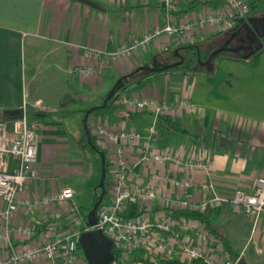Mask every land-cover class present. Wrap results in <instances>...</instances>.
Here are the masks:
<instances>
[{"label":"crops","instance_id":"0c3cea01","mask_svg":"<svg viewBox=\"0 0 264 264\" xmlns=\"http://www.w3.org/2000/svg\"><path fill=\"white\" fill-rule=\"evenodd\" d=\"M88 1L102 10L77 0H0V109H24L25 116L28 113L31 116L30 120L26 117L27 121L37 123L41 134L35 167L37 178L28 184L19 200L38 199L67 186L75 201L74 184L83 181L85 175L89 179L95 176L93 170L92 174L86 171L89 166L85 162L87 149L82 123L85 110H67L63 102L75 101L79 95L88 110L100 107L121 77L138 68L160 69L176 63L179 60L174 51L179 47H182L178 49L179 54L184 57L191 50L184 48L198 47L205 60L208 53L224 48L223 40L228 38L225 34L237 27V21L231 28H225L222 23L202 28L192 25L208 13L225 12L226 21H230L231 15L223 0H172L169 6L157 0ZM246 1L257 4V0ZM263 15L264 12H258L252 17L260 21ZM168 21L176 27L188 25L189 41L179 42L176 36L162 34L151 40L148 49H137L128 58L111 61L106 55L133 41H141ZM85 48L95 49L101 55L87 58ZM228 56L240 60V56L222 53L214 60L212 70L197 63V69L188 64L152 77H147L150 73L145 71L134 74L117 100L107 103L108 111L89 115L91 137L94 138L92 127L99 121H107L110 127L125 123L127 128L147 133L152 120L150 113H127L119 104L122 97L156 99L169 105L188 99L192 108L176 110V116L168 118L171 126L158 127L154 145L160 151L169 148L184 160L192 157L208 161V170L188 172L174 163L150 168L138 166L134 181L145 187L153 171L167 177L169 182L162 189L170 196L177 193L171 180L186 178L197 186L211 183L223 196H230L235 189L250 192L253 179L264 178V78L219 79L215 62ZM86 68H92L93 73L78 72ZM40 76L44 80L40 81ZM137 156L132 155L130 160L134 161ZM105 158L109 171L107 154ZM98 191L94 189V194ZM203 193L196 188L188 190L190 198L196 201L210 199L209 194ZM107 199L105 195L104 202ZM150 206L151 220L165 209L159 202ZM4 208L0 200V213ZM16 209L9 221L0 220V237L7 233L10 244L21 248L25 241L16 228L28 219L18 203ZM135 212L137 209H132L129 215ZM205 216L213 234L224 242L232 257H243L247 264H264V214L256 225L243 211L229 205L210 209ZM9 254L10 249L0 238V261ZM78 257L84 260L80 253ZM28 264L45 262L38 259ZM163 264L193 262L182 263L175 258Z\"/></svg>","mask_w":264,"mask_h":264},{"label":"built area","instance_id":"2783aa9c","mask_svg":"<svg viewBox=\"0 0 264 264\" xmlns=\"http://www.w3.org/2000/svg\"><path fill=\"white\" fill-rule=\"evenodd\" d=\"M157 1L167 6L172 3V0ZM223 2L231 15L230 21H226L225 12L217 15L208 13L192 25L202 28L222 23L225 28H231L238 19L246 18L250 13L246 0ZM188 32V25L176 27L168 21L152 34H146L141 41H133L106 55L111 61L128 58L137 49H148L151 40L162 34L176 36L179 42H186L190 39ZM84 53L87 58L101 55L92 48H85ZM78 72L91 75L93 69H80ZM119 104L130 114L147 111L152 120L146 134L127 128L125 123L110 127L107 121H99L92 127L99 150L109 158L106 175L108 199L107 202L103 200L96 211V224L85 230H99L112 241L113 261L110 264H163L175 258L182 263L239 264L240 257H232L224 242L205 224L185 214L205 215L210 209L229 205L236 211H243L256 225L264 214V178H254L250 192L235 189L230 196L220 195L211 183L197 186L187 178L179 181L172 179L177 193L170 196L162 189L169 182L167 177L151 171L150 182L141 188L134 181L138 166L150 168L157 164L174 163L188 172H194L207 171L209 162L192 157L184 160L173 150L165 148L160 151L154 145L160 120L174 118L176 110H190L192 107L188 99L169 105L156 99L122 97ZM40 144V126L30 124L25 112L22 119L11 124L0 120V200L5 205L0 220L9 221L17 212V203L28 219L27 223L16 228L25 241L21 248L10 244L7 233L0 237L10 249V254L0 264H28L38 259L45 264H87L78 257L80 227L85 220L69 187H62L56 193L38 199L24 197L19 200L28 184L37 178L35 167ZM134 154L138 156L131 161L130 157ZM191 188L209 194L210 199L196 201L190 198L188 190ZM154 202H159L165 209L151 220L147 215L152 212L150 204ZM132 209H137V212L129 215Z\"/></svg>","mask_w":264,"mask_h":264},{"label":"water","instance_id":"95a60500","mask_svg":"<svg viewBox=\"0 0 264 264\" xmlns=\"http://www.w3.org/2000/svg\"><path fill=\"white\" fill-rule=\"evenodd\" d=\"M80 2H83L91 7H94L96 9L102 10V8L95 3L88 1V0H77ZM259 21V18L256 17H246L241 18L237 20V27L235 29H232L228 31L225 36L229 38V41H235L236 35L242 31L246 30L244 32V36L240 40H236L235 42L239 43V46L235 49H219L216 51H212L208 53V56L205 60L201 57V51L198 47H194L195 54L191 53L189 56L184 57L183 55L179 54V50L174 51L175 57L179 60L176 63L167 65L163 68L156 69H148V68H138L134 73L123 76L116 82L114 88L110 91L108 96L103 101L102 105L100 107L91 108L88 111L85 112L84 118H83V130L85 133L86 141L88 146L95 151V153L99 156L101 161V174H100V181L97 189L100 191L97 200L94 202L93 206L89 210L85 223L80 227V230L82 231L79 239L78 244L79 248L82 251V255L84 257V260L87 264H110L113 261V243L112 241L107 238L101 231L99 230H90L86 231V227H92L97 222L96 217V211L98 207L103 202L105 195H106V158L105 154L98 150L96 146L92 142L91 133L88 127V117L89 115L96 111L97 109H105L107 106V103L111 101L113 98H117V93L122 89V87L126 84L128 81V78L138 72L145 71L150 74H157L166 72L172 69H177L184 63H190L194 59L198 63L200 67H209L210 70H212V67L214 65V60L217 56L220 54H228L230 52L235 51H248V54H244L240 56V60H248L251 58L258 57L260 54L264 52V31H261L257 27V22ZM256 40L254 41L252 40ZM190 48H184V50H189ZM24 117V109H14V110H4L2 111L0 109V120L2 118L8 119L9 121H15L18 119H22ZM239 264H247L245 259L243 257L239 258Z\"/></svg>","mask_w":264,"mask_h":264},{"label":"rangeland","instance_id":"374dc122","mask_svg":"<svg viewBox=\"0 0 264 264\" xmlns=\"http://www.w3.org/2000/svg\"><path fill=\"white\" fill-rule=\"evenodd\" d=\"M256 8H257L256 10L259 13L264 12V0H257ZM28 59L29 58H27V60ZM215 66H216V71H215L216 75L218 72L219 75L217 76L219 77V79H222V80H225L226 78L227 79L232 78L235 81L242 80V79L251 80V79H257V78H264V52L260 54L258 57H255L247 61H241V60H235V59L232 60L230 58H218L215 62ZM40 79H41L40 81L44 80V76H40ZM115 84L113 85V87L115 86ZM43 85L45 88L44 82H43ZM108 94L107 95L105 94L106 97L108 96ZM62 104L67 110H71V109L77 110L78 109L80 111H84V110L85 112L88 111L87 103L79 95L77 96V99L75 101L74 100L65 101ZM68 108H71V109H68ZM26 117L30 120L31 119L30 113H28ZM82 118H84V116ZM85 144L86 143L84 141V145ZM86 151H87V154H86L87 158L85 159V162H87L86 165L89 166V169L87 168L86 170L87 174H92L93 172H95V176H93L92 179H89V177L85 175V178L83 179V181L82 180L78 181L77 183L74 184V186H76V190H77V193H76L77 196L75 198L76 199L75 201L78 204V206L81 208L82 213L87 216L89 209H91L94 203V198H95L94 189H97L99 185L100 174H101V161H100V158H98L90 150L87 149ZM89 161H90V164H88ZM147 217L150 218V215H147ZM79 253L82 255L81 249H79Z\"/></svg>","mask_w":264,"mask_h":264},{"label":"trees","instance_id":"16d2710c","mask_svg":"<svg viewBox=\"0 0 264 264\" xmlns=\"http://www.w3.org/2000/svg\"><path fill=\"white\" fill-rule=\"evenodd\" d=\"M249 5H250V13H249V15H248V17H251V16H254V15H256L257 13H258V11L256 10L257 8H256V3L255 2H251V3H249ZM180 48H182V47H179L178 49H180ZM177 49V50H178ZM190 49L191 50H189L188 52H187V54H191V53H194L195 54V51L194 50H192V47H190ZM187 54H186V56H187ZM229 58H235V59H237L236 57H234V56H228ZM195 60V59H194ZM191 63H193V61L192 62H190V63H187V64H191ZM182 67H184V66H181V67H179V68H182ZM186 67V66H185ZM165 73H167V72H164V74ZM161 74V73H160ZM163 74V73H162ZM136 75V74H135ZM135 75H132V76H130L129 77V79H128V81L126 82V84L122 87V89L120 90V91H122V90H124L126 87H127V83L129 84L131 81L130 80H132L133 79V77L135 76ZM152 76H155L154 74H147V77H152ZM119 91V92H120ZM119 92L117 93V98H118V96H119ZM117 98L115 99V98H113L111 101H109L108 102V104H110L112 101H116L117 100ZM109 105H107L106 107H105V109H103V110H101V109H97L96 111H94V113H96V114H98V113H103V112H106V111H108V109H109V107H108ZM2 121H4V122H6V123H9V124H11V122L12 121H9L8 119H5V118H2ZM171 126L172 125V123H171V121H169V119L168 118H162L161 120H160V123H159V127H161V126ZM92 142H93V144L96 146V148L99 150V148H98V146H97V144H96V139L95 138H93L92 137ZM85 145H86V148L88 149V150H90L93 154H95L98 158H99V156L95 153V151H93L89 146H88V144H87V142L85 141ZM90 148V149H89ZM105 154V153H104ZM106 169H107V165H106ZM107 171V170H106ZM105 184H106V186H107V183L105 182ZM106 190H107V188H106ZM99 191H98V193H96L95 194V198H94V202L97 200V198H98V195H99ZM107 191H106V196H107ZM104 200H105V198H104ZM94 204V203H93ZM93 206V205H92ZM90 210V209H89ZM187 217H190V218H193V219H195V220H198V221H201L203 224H205L206 226H207V229L213 234V230H212V228L210 227V225H208V222L206 221V216L205 215H200V214H185ZM84 216V220H86V215L84 214L83 215ZM80 249V248H79ZM193 264H202L201 262H199V261H195V262H193Z\"/></svg>","mask_w":264,"mask_h":264},{"label":"flooded vegetation","instance_id":"af4514ba","mask_svg":"<svg viewBox=\"0 0 264 264\" xmlns=\"http://www.w3.org/2000/svg\"><path fill=\"white\" fill-rule=\"evenodd\" d=\"M252 17V16H251ZM257 27L261 30V31H264V15H263V17L261 18V20L260 21H258L257 22ZM244 32H246V30L244 29V30H242V31H240L237 35H236V39H235V41L236 40H240V39H242V37L244 36ZM253 41H254V43L256 42V40H254V39H252ZM262 40H264V38H262ZM224 41V43H223V46H224V48L225 49H235L236 47H238L239 46V43L238 42H235V41H229V38H227L226 40H223ZM229 55H237V56H242V54H248V51H244V50H242V51H240V52H238V51H235V52H230V53H228ZM226 55V54H225ZM188 64L187 63H184L183 64V66H187ZM190 65H192V66H190V68H193V67H197V62L195 61V60H193V63H191ZM189 66V65H188ZM194 68V69H197V68ZM189 68V69H190ZM208 69H209V67H208Z\"/></svg>","mask_w":264,"mask_h":264}]
</instances>
